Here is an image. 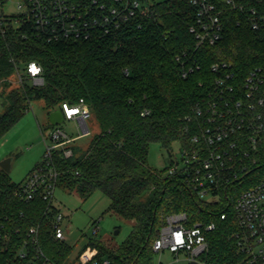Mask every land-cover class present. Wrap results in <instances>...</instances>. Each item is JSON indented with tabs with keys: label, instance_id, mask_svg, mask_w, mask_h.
<instances>
[{
	"label": "trees",
	"instance_id": "16d2710c",
	"mask_svg": "<svg viewBox=\"0 0 264 264\" xmlns=\"http://www.w3.org/2000/svg\"><path fill=\"white\" fill-rule=\"evenodd\" d=\"M212 1L224 28L214 46L197 47L189 31L196 20L191 0H149L150 16L139 12L125 27L111 34L97 31L87 40L47 42L31 25L0 26V87L7 89L12 77H21L18 89L1 92L5 112L0 115V141L38 100L49 116L64 103L83 99L100 128L81 155L74 152L65 159L57 151L54 156L58 189L76 193L82 201L101 192L109 199L107 212L133 223L119 246L90 240L82 252L96 249L97 264H153V245L165 217L179 212L187 213L192 224L216 225L207 233L208 248L200 257L204 264H249L237 247L240 227L229 205L232 199L199 200L180 177L168 176V168L156 170L148 164L151 144L169 150L175 142L190 140L194 124L187 118L212 88L213 63L231 64L240 81L252 69L264 67V26L254 30L250 23L252 8L264 17V0H239L236 5ZM179 57L200 70L183 78ZM31 62L42 67L43 85H34L26 75ZM187 127L192 129L189 134ZM262 181L264 146L257 164L235 185L244 191ZM19 187L0 169V227H11L24 239L39 224L45 254L57 264H75L72 247L53 234L59 209L47 213L41 197L21 200ZM7 258L1 255L0 264H9Z\"/></svg>",
	"mask_w": 264,
	"mask_h": 264
},
{
	"label": "built area",
	"instance_id": "2783aa9c",
	"mask_svg": "<svg viewBox=\"0 0 264 264\" xmlns=\"http://www.w3.org/2000/svg\"><path fill=\"white\" fill-rule=\"evenodd\" d=\"M237 1L224 0L228 5H236ZM6 2L0 0V26L8 22L13 27L31 25L47 42L87 40L97 31L111 34L125 27L139 12L150 16L149 0H113L112 4L100 0H20L18 14L5 13L2 8ZM191 4L196 7V20L189 31L197 47L214 46L224 31L218 5L212 0H191ZM250 23L254 30L264 26V17L254 8ZM183 57L187 58L186 54ZM177 59L182 63L183 78L200 70L191 61ZM210 69L216 75L212 88L200 99L194 115L187 118L188 123L194 124L191 138L180 143V159L170 161L167 174L180 177L199 200L232 199L229 205L240 227L236 235L238 250L246 255L249 264H264V181L244 191L235 185L257 164V154L264 146V67L252 69L242 81L227 62L213 63ZM42 74L39 64H28L26 75L34 85L44 84ZM61 111L64 121L78 125L80 134L69 138L63 131L53 130L42 161L20 183L18 191V197L26 202L41 197L47 213L59 209L55 203L59 178L55 153L62 152L65 159L73 157L70 144L90 134L87 123L92 114L83 99L75 105L64 103ZM191 128L185 131L189 134ZM64 218L59 209L52 222L53 234L60 241L66 240ZM221 219L225 220L226 215H221ZM93 224L92 233L97 235L99 222ZM215 228V223L192 224L185 212L170 214L165 217L153 249L159 254L168 250L176 260L184 253L189 264H204L200 257L208 248L207 233ZM19 237L17 230L0 227V259L6 255L9 264H57L41 248L39 224L29 228L26 238ZM97 253L87 247L75 264H97Z\"/></svg>",
	"mask_w": 264,
	"mask_h": 264
},
{
	"label": "rangeland",
	"instance_id": "374dc122",
	"mask_svg": "<svg viewBox=\"0 0 264 264\" xmlns=\"http://www.w3.org/2000/svg\"><path fill=\"white\" fill-rule=\"evenodd\" d=\"M19 3L20 0H8L2 9L7 14H18L20 12ZM18 81V77L14 76L10 79V86L7 89H3L1 86L0 96L3 90L9 93L18 89ZM3 101V98L0 97V115L5 112L2 106ZM55 129L63 131L69 138H76L80 134L78 125L70 121H64L57 126L50 125L44 103L38 100L32 102L23 118L1 139L0 168L5 161H10L9 176L14 183L23 182L35 166L42 161L46 144L51 143L50 136ZM88 129L89 135L74 139L70 144L75 156L85 152L91 139L100 132L98 124L93 119L88 121ZM180 148L181 145L178 142L173 143L170 151L164 149L160 144H151L148 154L149 166L156 170L168 168L172 159H180ZM212 201H217V199H212ZM55 203L65 216L62 227L65 231V241L72 247L71 260L77 259L90 240H101L111 247L119 246L132 231V222L126 221L112 212H107L109 199L101 192H96L86 201H82L76 193L57 189ZM94 222H99L100 230L97 235L92 233ZM160 263L189 264L184 253H181L179 260H176L175 255L168 250L163 254L155 255L153 264Z\"/></svg>",
	"mask_w": 264,
	"mask_h": 264
},
{
	"label": "water",
	"instance_id": "95a60500",
	"mask_svg": "<svg viewBox=\"0 0 264 264\" xmlns=\"http://www.w3.org/2000/svg\"><path fill=\"white\" fill-rule=\"evenodd\" d=\"M49 122L52 126L60 125L64 122V116L61 110H56L49 114ZM9 160L5 161L1 165V169L4 170L6 173L10 172ZM118 234V232H116ZM191 264H198L197 262H192Z\"/></svg>",
	"mask_w": 264,
	"mask_h": 264
},
{
	"label": "crops",
	"instance_id": "0c3cea01",
	"mask_svg": "<svg viewBox=\"0 0 264 264\" xmlns=\"http://www.w3.org/2000/svg\"><path fill=\"white\" fill-rule=\"evenodd\" d=\"M87 126H88V123H87ZM0 169H1V168H0ZM80 253H81V252H80ZM80 253H79V254H80Z\"/></svg>",
	"mask_w": 264,
	"mask_h": 264
}]
</instances>
